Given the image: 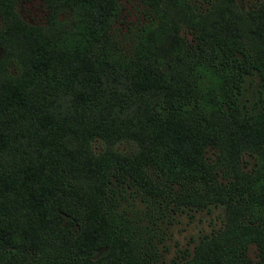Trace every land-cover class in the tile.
<instances>
[{
  "label": "trees",
  "instance_id": "1",
  "mask_svg": "<svg viewBox=\"0 0 264 264\" xmlns=\"http://www.w3.org/2000/svg\"><path fill=\"white\" fill-rule=\"evenodd\" d=\"M18 1L0 0V264H264V0H138L124 30L120 0H41L32 24ZM212 207L218 227L158 258L148 223Z\"/></svg>",
  "mask_w": 264,
  "mask_h": 264
},
{
  "label": "rangeland",
  "instance_id": "2",
  "mask_svg": "<svg viewBox=\"0 0 264 264\" xmlns=\"http://www.w3.org/2000/svg\"><path fill=\"white\" fill-rule=\"evenodd\" d=\"M138 0H120L121 11L114 25L120 30H124L126 24L131 22L145 20L143 14L144 9L137 3ZM191 3L200 8L207 6L205 0H189ZM257 0H238V5H242L247 9ZM16 11L28 23H43L45 19L46 7L41 0H19L16 4ZM1 26V21H0ZM190 37V34H186ZM1 57V48H0ZM9 70L16 67L15 59H9L6 64ZM255 79L254 83H256ZM252 97V94H250ZM91 146L94 150L101 147L100 141H92ZM209 153V152H208ZM130 202L134 204V210L137 213H144L145 202L140 197H134ZM221 209L212 207L210 209L187 211L181 213H173L172 218L163 216L154 219V222L148 223L151 227H155L152 243L159 254V259L169 260L181 250H190L197 238L209 232L211 229L218 227L220 224ZM100 253V250L97 254ZM248 256L252 260L257 259V251L254 245H249Z\"/></svg>",
  "mask_w": 264,
  "mask_h": 264
}]
</instances>
